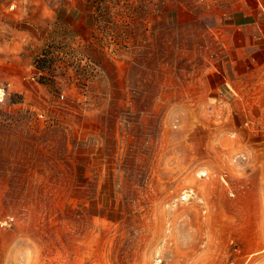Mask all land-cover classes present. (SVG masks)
Wrapping results in <instances>:
<instances>
[{
    "label": "rangeland",
    "instance_id": "1",
    "mask_svg": "<svg viewBox=\"0 0 264 264\" xmlns=\"http://www.w3.org/2000/svg\"><path fill=\"white\" fill-rule=\"evenodd\" d=\"M246 1L0 0V264H264Z\"/></svg>",
    "mask_w": 264,
    "mask_h": 264
},
{
    "label": "crops",
    "instance_id": "2",
    "mask_svg": "<svg viewBox=\"0 0 264 264\" xmlns=\"http://www.w3.org/2000/svg\"><path fill=\"white\" fill-rule=\"evenodd\" d=\"M50 15L44 12L40 17L41 22L50 23ZM232 25L240 28L235 49H245L250 54L253 51L264 54V0H247L234 13Z\"/></svg>",
    "mask_w": 264,
    "mask_h": 264
},
{
    "label": "built area",
    "instance_id": "3",
    "mask_svg": "<svg viewBox=\"0 0 264 264\" xmlns=\"http://www.w3.org/2000/svg\"><path fill=\"white\" fill-rule=\"evenodd\" d=\"M7 87L6 86H0V102H4L7 98Z\"/></svg>",
    "mask_w": 264,
    "mask_h": 264
}]
</instances>
